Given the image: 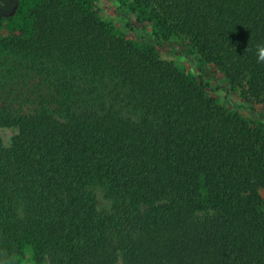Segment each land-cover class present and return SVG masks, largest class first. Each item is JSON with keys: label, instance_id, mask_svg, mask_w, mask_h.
Masks as SVG:
<instances>
[{"label": "trees", "instance_id": "1", "mask_svg": "<svg viewBox=\"0 0 264 264\" xmlns=\"http://www.w3.org/2000/svg\"><path fill=\"white\" fill-rule=\"evenodd\" d=\"M118 3L134 41L55 1L10 41L27 62L0 83V264L28 246L37 264H264V130L239 111L264 122V0Z\"/></svg>", "mask_w": 264, "mask_h": 264}, {"label": "rangeland", "instance_id": "2", "mask_svg": "<svg viewBox=\"0 0 264 264\" xmlns=\"http://www.w3.org/2000/svg\"><path fill=\"white\" fill-rule=\"evenodd\" d=\"M6 7L0 8V83L5 81L7 77H10V73L16 72L22 67L27 59H24L21 55L14 53L11 50L10 41L17 36H28L35 30L36 20L34 17V11L42 4L48 2H58L62 4L75 3L78 5V9L85 14H92L101 21H104L111 31L117 35L123 36L134 41V33L127 30L125 22L121 19L118 12V0H0ZM133 0H128V3H132ZM132 8V7H131ZM4 14V15H2ZM133 19L138 24L139 18L133 12L131 13ZM143 23V24H142ZM141 25L149 24L142 22ZM141 27V28H143ZM135 36V35H134ZM163 58L172 61L191 81L199 82V75L194 68L192 60L179 55H162ZM224 77L222 72L215 73L211 68H206L205 78L212 83H222ZM211 93V92H210ZM218 97L221 103H224L225 91L219 90L217 93H211ZM243 117L250 119L254 124L262 126L264 130V122L257 121L252 118L247 111L239 110ZM263 197V209H264V187L260 190ZM206 195V191H204ZM96 196L98 205L101 209H110L113 205L112 200L109 199L102 189L96 190ZM210 210L201 211L198 216L203 217L209 213ZM17 264H37L34 259V251L32 247H25L23 252L17 258ZM44 264H50L46 261Z\"/></svg>", "mask_w": 264, "mask_h": 264}, {"label": "clouds", "instance_id": "3", "mask_svg": "<svg viewBox=\"0 0 264 264\" xmlns=\"http://www.w3.org/2000/svg\"><path fill=\"white\" fill-rule=\"evenodd\" d=\"M251 51L250 48H246V52ZM257 64L264 66V42L257 43L254 51Z\"/></svg>", "mask_w": 264, "mask_h": 264}]
</instances>
